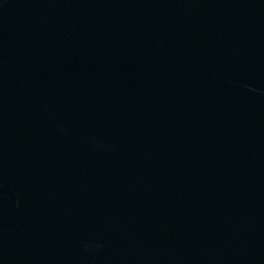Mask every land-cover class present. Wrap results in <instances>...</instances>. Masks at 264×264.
I'll list each match as a JSON object with an SVG mask.
<instances>
[{
  "label": "water",
  "instance_id": "95a60500",
  "mask_svg": "<svg viewBox=\"0 0 264 264\" xmlns=\"http://www.w3.org/2000/svg\"><path fill=\"white\" fill-rule=\"evenodd\" d=\"M0 264H264V0H0Z\"/></svg>",
  "mask_w": 264,
  "mask_h": 264
}]
</instances>
